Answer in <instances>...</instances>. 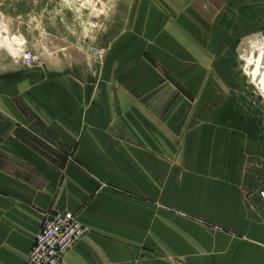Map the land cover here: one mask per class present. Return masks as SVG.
Listing matches in <instances>:
<instances>
[{
	"label": "crops",
	"instance_id": "obj_1",
	"mask_svg": "<svg viewBox=\"0 0 264 264\" xmlns=\"http://www.w3.org/2000/svg\"><path fill=\"white\" fill-rule=\"evenodd\" d=\"M216 59H198L203 83ZM111 80L102 84H124ZM71 81L43 83L34 97L25 76L0 81V116L31 130L19 99L75 150L60 166L0 125V264H29L45 217L57 212L88 228L63 264H264L263 93L259 115L236 96L198 93L192 171L174 175L164 115L121 108L118 87L101 107L91 77Z\"/></svg>",
	"mask_w": 264,
	"mask_h": 264
},
{
	"label": "rangeland",
	"instance_id": "obj_2",
	"mask_svg": "<svg viewBox=\"0 0 264 264\" xmlns=\"http://www.w3.org/2000/svg\"><path fill=\"white\" fill-rule=\"evenodd\" d=\"M183 1L0 0V81L25 76L34 97L43 83L91 77L101 107L109 88L118 87L124 94L121 108L141 109L147 119L164 115L173 132L174 175L190 172L198 93L236 96L240 107L259 115L264 6L261 0ZM26 50L37 58L34 64H25ZM203 56L217 58L205 70L204 83L197 67ZM107 77L124 84H102ZM14 103L31 130L13 117L0 116V125H14L16 137L61 165L74 158L75 150L66 148L29 107L19 99Z\"/></svg>",
	"mask_w": 264,
	"mask_h": 264
},
{
	"label": "built area",
	"instance_id": "obj_3",
	"mask_svg": "<svg viewBox=\"0 0 264 264\" xmlns=\"http://www.w3.org/2000/svg\"><path fill=\"white\" fill-rule=\"evenodd\" d=\"M22 58L27 65L37 61L28 50ZM258 193L264 205V187ZM87 233L88 228L79 221L76 213L57 212L46 216L28 255L29 264H63L67 252Z\"/></svg>",
	"mask_w": 264,
	"mask_h": 264
},
{
	"label": "trees",
	"instance_id": "obj_4",
	"mask_svg": "<svg viewBox=\"0 0 264 264\" xmlns=\"http://www.w3.org/2000/svg\"><path fill=\"white\" fill-rule=\"evenodd\" d=\"M60 166H63V165H61V164H59Z\"/></svg>",
	"mask_w": 264,
	"mask_h": 264
},
{
	"label": "bare ground",
	"instance_id": "obj_5",
	"mask_svg": "<svg viewBox=\"0 0 264 264\" xmlns=\"http://www.w3.org/2000/svg\"><path fill=\"white\" fill-rule=\"evenodd\" d=\"M257 73H258V71H257ZM264 79V78H263ZM264 81V80H263Z\"/></svg>",
	"mask_w": 264,
	"mask_h": 264
}]
</instances>
